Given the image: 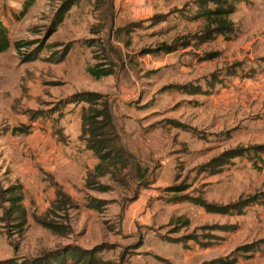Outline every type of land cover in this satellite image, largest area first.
Listing matches in <instances>:
<instances>
[{"label":"rangeland","instance_id":"rangeland-1","mask_svg":"<svg viewBox=\"0 0 264 264\" xmlns=\"http://www.w3.org/2000/svg\"><path fill=\"white\" fill-rule=\"evenodd\" d=\"M33 2L25 9L26 0H0L11 43L0 54V139L4 137L6 146L32 133L33 124L52 125L53 136L64 140L61 125L67 117L78 112L82 123L83 111L100 110L105 101L92 90L113 86L85 78L84 65L96 60L112 66L109 57L116 54L113 49L120 40L114 35V46L107 53L113 0ZM220 5L234 10L228 19L230 32L211 34L213 40L202 43L200 33L208 22L189 17ZM65 7L66 12L60 13ZM166 12L185 14L189 20L182 35L187 39L198 32L192 42L200 54L191 55L199 64L205 59L212 64L213 74L199 78L195 85L199 96L181 98L174 91L161 92L165 82L157 72L149 78L141 74L137 82L120 84L118 90L112 87L113 96L107 100L119 117L137 111L144 127H157L166 117L193 125V130H181L183 142L174 138L180 156L167 157L164 163L141 162V175L133 163L119 166L121 171L117 167L115 174L111 168L102 177L86 172L83 183L72 189L77 208L87 205L96 211L83 216L73 209L57 211L52 204L45 209L48 203L45 196L36 195L37 184L23 189L12 175L5 155L13 157V152L0 150V159H6L0 163V262L21 263L65 251L67 264H87L91 259L92 264H264V207L257 199L264 192V0H177L162 13ZM154 26L139 24L125 50L135 56L145 46L170 44L178 37L175 32L174 37L165 36ZM148 59L149 69H155L152 61L158 62L157 55ZM209 69H199V77ZM124 120L119 118L118 123L125 125ZM24 126L31 127L28 134L16 130ZM82 146L88 149L86 142ZM11 185L22 188L25 198L28 219L20 227L13 226L20 215L8 212ZM153 185L156 200L148 202L143 214L128 217L135 195ZM202 202L212 204L210 211L197 204ZM95 218L94 228H78ZM41 222L60 229L53 233ZM85 229L83 237L89 234L101 241L93 244L89 237L81 246L79 237ZM189 240L196 244L172 252L165 247Z\"/></svg>","mask_w":264,"mask_h":264},{"label":"crops","instance_id":"crops-1","mask_svg":"<svg viewBox=\"0 0 264 264\" xmlns=\"http://www.w3.org/2000/svg\"><path fill=\"white\" fill-rule=\"evenodd\" d=\"M26 1L33 2L35 0ZM171 1L175 2L177 0H113L112 9L114 13L111 17V31L113 32L110 36L111 43L110 46H108L107 53H111L110 50L111 44L115 38L114 35L119 36L120 40H122L121 38H126L127 40L125 42L117 40L115 43L116 46L113 51H115L116 54L109 57L113 71L111 75L96 80L88 73L85 74V78L89 80H92L91 78H93V82L96 85H100L101 82L113 83V86H111L109 90L112 87L118 90L120 89V87L118 88V85L120 86V84H134L137 82V77L141 74H143V78H149L158 72L160 76L163 75V82H165V85L161 88V92L174 91L181 98L187 96L188 98L196 99L199 95L198 93H195L196 90L194 88L196 87L195 85L198 79H204V77L207 78L209 75L213 74V67L211 66V62L206 61L207 59L200 61V64L198 63L199 59H195V54L200 53L194 49L196 43L192 42V40H195L194 38L192 39V36H195L198 32L193 33V35L187 39H185L187 35H182L184 33H181V30L187 25V21L185 20L188 19L183 17L185 14H178L176 12L162 13L165 11L166 7L170 5ZM115 11L117 13H115ZM163 15L165 16L164 18L162 17ZM194 16L189 17L190 20L193 19ZM198 19L202 20L203 18ZM172 21H175L176 23L173 24ZM114 22L119 24V26L116 27ZM139 24L146 26V28L150 27V24H155V26H158V30L163 29L162 32L165 36L172 33V37H174L175 34H177L176 36L178 37L172 40L173 44L161 43L158 46H145L133 56L126 50L131 47L128 41ZM179 25L183 27H180ZM177 29L179 30L178 33H176ZM205 31L206 27H204L201 32L204 33ZM203 33H200V35ZM202 39V43H207L213 40L212 38L208 40L205 38ZM174 40L178 42H173ZM151 55H157L159 59L157 63L152 61V63L157 64L155 69H153V67L149 69L150 59L148 58H150ZM69 58L70 57H67V59ZM88 62H91V60L84 62V65H86V71L89 67L95 66L98 63H107L106 61L97 62L95 60V62L92 61L90 63L91 65H87ZM155 64H153V66H155ZM208 66H210V69L203 70V77H199V69L202 67H205L206 69ZM126 77L129 78L125 80ZM109 90H103L101 88V90L94 89L92 92H99L105 96L109 95L111 99L113 94L111 93V90ZM110 104L112 107L111 101ZM136 112L137 111H125L120 117L118 116V111L113 112L116 128L120 136L123 138V144L127 151L135 157L139 163L143 162L147 164L156 162L164 163L166 162L165 159L167 157H179L180 154H176L175 151L180 148H178L179 145L174 143V138L176 137L180 142L183 134L181 133V130H193V125L190 123H186L187 125H185L182 122L181 124L180 121L174 117L170 118V120L169 117H166L168 121L164 119V123L157 127H155V125L153 127V124L144 127L135 116L137 114ZM79 114L80 113L78 112H73L72 115L67 117V123H63V126L61 125V134L65 137L64 140L58 138L59 136H53L55 135V129L48 123L40 125L33 124V134L30 133L25 137L20 136L19 138L8 142L7 146L5 144L6 141H2L4 137L0 139V150L4 151L7 149L8 152H13V157L5 155V158L7 157L8 159L7 166H9L12 175L15 179L17 178L20 180L19 186L23 187V189H31L37 184L36 195L40 197L45 196L44 201L48 203L45 206V209L55 201L57 187L74 200L77 193L72 190L74 188L73 185L83 183L86 172H93L99 163V160L94 153L89 149H86L85 146H82V123L81 115ZM119 118L125 119V125L118 123ZM182 126L184 127L181 128ZM36 128L38 129L36 130ZM143 128H145V130H143ZM9 143H13V145L11 146ZM188 143L190 142L188 141ZM169 147L170 150L167 152L166 149ZM171 152H173V155H169ZM5 158L3 156V159H0L1 164L6 160ZM144 190L145 193L140 191L139 194L132 199L133 202L130 206L131 208L126 212L128 217L135 218L136 216L143 214L148 202L153 198L156 200V187L154 185L151 189L144 188ZM22 203L27 212L24 200ZM38 203H42V199H39ZM76 211H81L83 216L89 213L95 215L96 213L94 209L88 208L87 205L82 208L80 206ZM26 219H28V215L26 216ZM96 220L98 221V219L95 218L94 222L88 226L83 223L82 227L79 225L78 228H94ZM72 228H75V225L72 226ZM86 229L79 237V240H81L80 245L85 247L86 243H88L86 242V239L89 240V237L92 238L91 241L89 240L90 242L98 244V241H101L100 237H94L89 234L83 237L86 233ZM193 244L196 243L189 240L185 244L180 243L177 247L176 245L168 243L165 247L172 252L178 248H184V245L187 247ZM143 263L146 264L145 262Z\"/></svg>","mask_w":264,"mask_h":264},{"label":"trees","instance_id":"trees-1","mask_svg":"<svg viewBox=\"0 0 264 264\" xmlns=\"http://www.w3.org/2000/svg\"><path fill=\"white\" fill-rule=\"evenodd\" d=\"M32 5V1H26L25 9L31 7ZM62 12H66V7L62 9L60 13ZM233 13V8H227L225 5H220V7H217L216 9H207L202 13H198L194 16V18H203L208 22L206 25V31L203 33V38L208 40L211 39V34H223V32L226 33V31L230 32L229 27L231 26V24L229 23L228 19ZM214 24H217V29L213 27ZM10 44L11 43L8 27L5 25L0 15V54L6 52L9 49ZM87 71L96 80L107 77L113 72L112 66L101 63L89 67ZM94 94L95 93H92V95ZM99 96L101 97V99L105 100L102 103L103 105L101 109L93 110L92 108H89L88 110L83 111L82 114L81 140L83 142H86L87 148L92 151L99 160V163L93 171V175L95 174L102 177V174L104 172L107 174L109 171H111V168L114 169L113 171L115 174L117 173V167H121L122 165H126L127 167L128 164L132 163L137 164L138 174H144V171H142L143 166L127 151L126 147L123 144L122 137L120 136L114 122L113 113L110 107L111 105L107 100L108 97L100 94ZM30 128V126H24L16 130H18L21 134H28L30 132ZM106 167L108 168V171H104ZM120 167L118 168V170L121 169ZM8 190V192L12 194V197L10 199V209L8 210V212L13 216H15L16 214L20 215V218H15L13 226H23L27 219L26 210L22 203L24 200V194L21 192L22 188L15 189L14 186H10ZM257 199L260 202V205L264 207V192L258 195ZM197 204H199L201 207H205L207 211H210L212 205L205 204L203 202ZM52 205L55 206V210L57 211L65 209H78L77 206L73 204V199L70 196L66 195L59 187H57L56 189V199L52 203ZM88 206L93 207L95 205L89 204ZM40 224H42L46 229L51 230L53 233L58 232L60 229L55 224H46L42 222ZM64 252H49L48 254L36 257L34 259L24 260L21 263H17L16 260H6L1 261L0 264H67L66 258L63 257L67 253ZM87 264H92V259Z\"/></svg>","mask_w":264,"mask_h":264}]
</instances>
